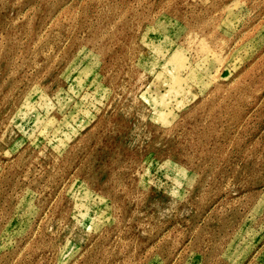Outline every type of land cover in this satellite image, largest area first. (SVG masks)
<instances>
[{
  "label": "rangeland",
  "instance_id": "obj_1",
  "mask_svg": "<svg viewBox=\"0 0 264 264\" xmlns=\"http://www.w3.org/2000/svg\"><path fill=\"white\" fill-rule=\"evenodd\" d=\"M0 264H264V0H0Z\"/></svg>",
  "mask_w": 264,
  "mask_h": 264
},
{
  "label": "bare ground",
  "instance_id": "obj_2",
  "mask_svg": "<svg viewBox=\"0 0 264 264\" xmlns=\"http://www.w3.org/2000/svg\"><path fill=\"white\" fill-rule=\"evenodd\" d=\"M177 83V82H176Z\"/></svg>",
  "mask_w": 264,
  "mask_h": 264
}]
</instances>
